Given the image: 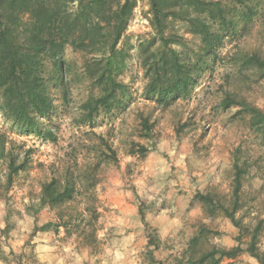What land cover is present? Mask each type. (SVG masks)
<instances>
[{
	"label": "trees",
	"instance_id": "16d2710c",
	"mask_svg": "<svg viewBox=\"0 0 264 264\" xmlns=\"http://www.w3.org/2000/svg\"><path fill=\"white\" fill-rule=\"evenodd\" d=\"M138 1L0 0V114L19 132L55 142L56 125L51 117L56 109L55 94L66 100L72 82L64 56L66 48L82 56L81 77L87 88L78 106V120L83 123H90L100 112L106 114L124 105L130 87L123 76L134 51L145 80L142 98L163 108L186 99L202 74L224 62L236 68L231 72L235 75L227 74L226 80H250L252 76L255 82L264 79V42L257 47L240 43L251 34L255 22L259 29L254 37L262 33L264 40V0H147L145 17L151 31L132 42L124 33ZM221 90L218 105L235 106L238 113L246 114L249 127L264 142V109L246 101L235 89ZM184 125L175 128L176 136ZM153 129L149 117L139 114V136L151 139ZM98 139V144L91 146L93 161L84 172L70 168L62 176L53 174L40 183L36 199L39 207L49 210L50 218L40 226L34 218L30 237L18 252L0 246V260L45 264L31 242L37 231H52L55 235L63 231L67 236L74 235L78 244L97 250L100 241L94 223L100 216L98 196L89 193V204L82 209L81 196L98 183L102 161H117L108 138ZM20 147L0 132V161L6 165L2 188L6 192L13 185V176L24 169L16 152ZM147 151L144 144L130 142L129 154L144 155ZM232 170L228 198L202 192H195L194 198L202 204L207 218L221 214L237 229L235 245L225 248L212 243L210 238L219 232L200 222L175 264H221L240 253L264 264V250L257 246L264 220L252 224L244 222L243 215L237 216L245 162L240 164L235 159ZM88 176L92 178L89 183L85 181ZM143 203L139 202L137 210L147 227ZM36 211L33 209L34 214ZM84 212L89 213L88 218ZM10 229L6 223L0 233L8 237ZM146 245L156 249V237L148 235ZM148 256L149 264H163L152 251Z\"/></svg>",
	"mask_w": 264,
	"mask_h": 264
},
{
	"label": "rangeland",
	"instance_id": "374dc122",
	"mask_svg": "<svg viewBox=\"0 0 264 264\" xmlns=\"http://www.w3.org/2000/svg\"><path fill=\"white\" fill-rule=\"evenodd\" d=\"M147 7V0H139L134 9L124 33L132 42L151 31L145 17ZM257 29L259 26L255 22L251 34L243 37L240 43L245 47H257L264 42L262 33L254 37ZM132 54L123 76L130 87L124 105L106 114L100 112L90 123H83L78 120V106L85 99L87 88L81 77L82 56L70 48L65 49L72 82L66 100L55 94L56 109L51 113L56 125L55 142L19 132L0 114V132L9 142H14L16 148L21 146L16 152L18 161L24 162V169L13 176V185L6 192L2 188L6 165L0 161V230L6 223L11 227L8 237L0 233V246L4 250L9 246L18 252L30 237L34 218L37 226L50 218L49 210L39 207L36 199L40 183L53 174L62 176L70 168L84 172L93 161L91 146L98 144L99 136L112 143L117 161L101 162L98 183L81 196L80 208L88 206L89 193L98 196L100 216L94 226L100 244L93 251L78 244L74 235L67 236L61 231L59 237L54 235L52 243L57 246L56 253L64 256L65 264H86L90 258L92 264H99L100 255L110 250V244L120 246L127 232L133 234L129 241L131 246H139L140 238L145 239L142 256L146 260L148 251H152L163 264H175L200 222L219 232L210 238L212 243L225 248L234 246L237 229L221 214L207 218L194 194L211 193L228 198L235 159L240 164L245 162L246 166L237 216L243 215L244 222L252 224L258 219L264 220V142L249 127L246 114L238 113L235 106L222 108L218 105L223 95L221 89H235L246 101L264 109V79L255 82L252 76L250 80L237 77L226 80L225 76L236 68L224 62L202 74L186 99L163 108L142 98L145 80L135 51ZM139 114L148 116L154 124L151 139L139 136ZM183 124L186 125L180 129L178 137L175 128ZM131 141L144 144L148 151L144 155L129 154ZM91 179L88 176L85 181L89 183ZM139 202H144L142 209L147 227L138 215ZM33 209H37L35 214ZM84 214L88 218L89 213ZM163 214L174 218V227L167 234L157 221ZM262 225L257 246L263 251L264 222ZM148 235L156 237V249L147 247ZM33 245L36 249V242ZM86 258H89L87 262ZM221 264L258 263L248 254L240 253L233 260L224 259Z\"/></svg>",
	"mask_w": 264,
	"mask_h": 264
},
{
	"label": "crops",
	"instance_id": "0c3cea01",
	"mask_svg": "<svg viewBox=\"0 0 264 264\" xmlns=\"http://www.w3.org/2000/svg\"><path fill=\"white\" fill-rule=\"evenodd\" d=\"M174 209V208H173ZM160 223V227L163 232L170 233L172 231L171 228L174 227V218L169 217L166 214H163L159 218H157ZM46 222V221H45ZM44 222V223H45ZM43 224V223H42ZM171 229V230H170ZM62 232L58 235L52 233V231H37L32 236L31 242H36L35 252L38 258L43 261L45 264H65L64 256L60 255V253H56L57 246H55L52 241L54 237L60 236ZM55 235V236H54ZM133 236L130 232H127L124 236L125 241L119 246L117 244H110V250L107 253L100 255L101 260L99 264H147L146 258L142 256V251L145 245V239L140 238V245L131 246L129 243L130 238ZM52 249H54L52 251ZM123 249V251H120ZM59 250V249H58ZM86 258V262H87ZM90 262L86 264H92V258L89 259ZM0 264H14L10 260L3 261L0 260ZM98 264V263H97Z\"/></svg>",
	"mask_w": 264,
	"mask_h": 264
}]
</instances>
